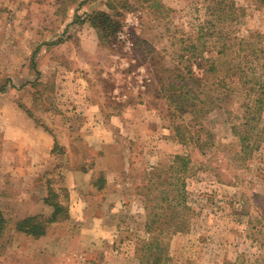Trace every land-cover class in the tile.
<instances>
[{
	"label": "rangeland",
	"instance_id": "1",
	"mask_svg": "<svg viewBox=\"0 0 264 264\" xmlns=\"http://www.w3.org/2000/svg\"><path fill=\"white\" fill-rule=\"evenodd\" d=\"M111 1L119 14L107 0H0V211L9 222L50 216L52 190L67 214L40 236L6 231L0 264H140L142 185L177 154L190 158L187 224L162 237L166 264H264V142L239 154V98L233 113L207 103L182 113L159 80L182 71L193 83L184 41L222 63L239 38L264 46V1ZM97 10L120 20L113 38L83 20ZM177 123L205 145L181 143Z\"/></svg>",
	"mask_w": 264,
	"mask_h": 264
},
{
	"label": "trees",
	"instance_id": "2",
	"mask_svg": "<svg viewBox=\"0 0 264 264\" xmlns=\"http://www.w3.org/2000/svg\"><path fill=\"white\" fill-rule=\"evenodd\" d=\"M105 5L108 10L119 14L112 1L107 0ZM108 10L91 12L83 19L97 29L101 38H113L121 27L120 20ZM257 37L258 35L239 38L234 58L226 57L227 60L223 63L216 57L204 56V50L197 48L195 43L184 41L179 58L186 61L184 71L191 76L193 83L186 81L187 76L182 71L167 76L166 81L159 77L161 95L182 113L188 111L189 107L203 103H207L208 110L225 107V110L233 113V101L236 97L239 98V112L234 114L231 129L239 141V154L244 157L264 142V46L259 40H255ZM229 44L224 40L217 54L225 56ZM192 58L197 61L202 76H195L198 72L191 68ZM225 103L228 106H224ZM199 110L202 109L197 108L196 111ZM174 130L183 144L197 142L204 146L206 143L203 140L200 142L199 137L193 140L191 131L181 123L175 124ZM189 164L190 158L187 155L177 154L172 164L154 166L147 172V180L142 188L146 190L143 195L148 238L143 240L138 248L142 251L139 256L140 264H166L168 256L162 255L163 250H166L162 237L166 233L181 230L182 220L184 226L187 224L184 210L188 207L184 202L182 177L189 170ZM56 195L54 191L49 190L44 198L45 203L53 207L50 216L36 214L9 222L0 211V238L10 229L33 236L45 234L49 223L66 214L63 202L54 200Z\"/></svg>",
	"mask_w": 264,
	"mask_h": 264
},
{
	"label": "crops",
	"instance_id": "3",
	"mask_svg": "<svg viewBox=\"0 0 264 264\" xmlns=\"http://www.w3.org/2000/svg\"><path fill=\"white\" fill-rule=\"evenodd\" d=\"M41 136H42V135H41ZM44 137H46V142H48V140H49L48 135L43 136V138H44ZM46 145H47V143H46Z\"/></svg>",
	"mask_w": 264,
	"mask_h": 264
}]
</instances>
